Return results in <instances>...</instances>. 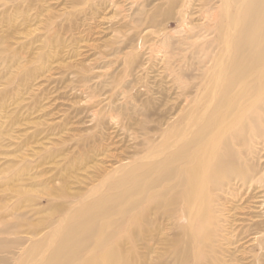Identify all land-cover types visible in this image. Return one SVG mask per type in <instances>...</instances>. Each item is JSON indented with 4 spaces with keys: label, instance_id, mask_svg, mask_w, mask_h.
<instances>
[{
    "label": "rangeland",
    "instance_id": "rangeland-1",
    "mask_svg": "<svg viewBox=\"0 0 264 264\" xmlns=\"http://www.w3.org/2000/svg\"><path fill=\"white\" fill-rule=\"evenodd\" d=\"M222 8L221 0H0V230H19L0 233L13 252L0 253V264H19V249L30 245L21 241L51 230V214L56 220L82 207L114 167L139 159L146 139L159 143L194 108L210 112L208 79L218 56L211 14ZM261 103L250 124L262 136L235 146L252 181L232 175L209 192L201 241L179 207H167L176 210L167 216L146 200L127 214L110 201L105 215L83 227L119 229L109 242L120 239L127 264H264ZM34 228L40 233L31 234ZM98 236L85 238L68 264L97 253Z\"/></svg>",
    "mask_w": 264,
    "mask_h": 264
},
{
    "label": "bare ground",
    "instance_id": "bare-ground-1",
    "mask_svg": "<svg viewBox=\"0 0 264 264\" xmlns=\"http://www.w3.org/2000/svg\"><path fill=\"white\" fill-rule=\"evenodd\" d=\"M221 3L222 10L211 14L217 20V36L213 41L217 43L218 56L213 57L208 79L212 101L215 100L209 103H213L210 112L192 109V113L181 117L182 125H169L165 129L159 143L146 139L147 147L139 159L129 165L119 164L107 173L105 181L81 200L82 207H70L56 220H51L54 215L51 214L47 219L48 225L54 224L51 230L38 240L26 239L19 243L22 246L30 242L28 247L19 249L24 259L30 261L28 264H68L74 254L86 248L84 239L96 233L99 236L93 250L99 251L81 264H127L119 247L120 239L109 242L119 229L102 234L94 224V229L84 228L92 218L105 215V205L115 200L122 204L121 214L138 208L145 200L153 202L152 207L166 208L167 216L176 212L167 207L177 206L181 210L179 217L187 221L186 229L196 241H201L211 220L209 192L232 175L243 183L252 181L253 174L248 172L244 155L235 146L254 144L263 133L260 127L250 123L256 118L258 121L255 109L264 102V0H221ZM118 189L122 191L119 196L108 194ZM96 195L99 197L89 202L88 198ZM76 216L79 218L69 222ZM29 230L31 234L40 233L35 228ZM18 232L9 231V225L0 230L1 234L8 235ZM0 253H13L9 250V240L0 239Z\"/></svg>",
    "mask_w": 264,
    "mask_h": 264
}]
</instances>
